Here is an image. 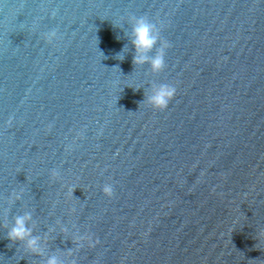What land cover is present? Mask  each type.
Masks as SVG:
<instances>
[{
	"label": "water",
	"instance_id": "1",
	"mask_svg": "<svg viewBox=\"0 0 264 264\" xmlns=\"http://www.w3.org/2000/svg\"><path fill=\"white\" fill-rule=\"evenodd\" d=\"M25 213L40 255L7 237ZM261 231L264 0H0V264H264Z\"/></svg>",
	"mask_w": 264,
	"mask_h": 264
},
{
	"label": "clouds",
	"instance_id": "2",
	"mask_svg": "<svg viewBox=\"0 0 264 264\" xmlns=\"http://www.w3.org/2000/svg\"><path fill=\"white\" fill-rule=\"evenodd\" d=\"M53 15H55V13H53ZM56 36L57 32L51 30L43 34V39L51 43ZM130 39L132 47L135 50L133 64H148L152 73H159L163 70L165 67V51L169 47V44L161 39L156 25L150 22L145 16L132 18ZM153 49H155L154 54L149 55L153 52ZM175 92L176 89L171 84H153L150 91L146 94L144 106L151 107L154 110H164L174 97ZM53 175H55V172ZM101 191L105 196L110 198L113 195V186L106 183ZM13 195L15 199L20 198V193H14ZM30 220V213L17 216L12 227L7 232V237L13 242H23L25 251L40 255L43 251L40 245V238L32 236V228L29 227L27 223ZM61 231L65 233L67 229L61 228ZM259 239L260 242L264 239V231L260 232ZM72 240L77 248L80 247L81 241H88L89 245L93 243L88 236H74ZM71 255L72 250L65 253L66 257ZM44 264H65V260L60 259L56 255H52L47 258ZM69 264H75V261H70Z\"/></svg>",
	"mask_w": 264,
	"mask_h": 264
}]
</instances>
